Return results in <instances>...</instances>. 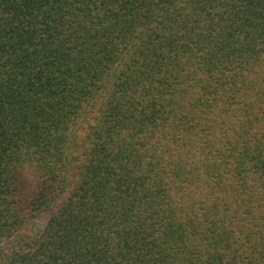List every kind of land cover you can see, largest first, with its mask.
Wrapping results in <instances>:
<instances>
[{"label":"trees","instance_id":"obj_1","mask_svg":"<svg viewBox=\"0 0 264 264\" xmlns=\"http://www.w3.org/2000/svg\"><path fill=\"white\" fill-rule=\"evenodd\" d=\"M0 264H264V0H0Z\"/></svg>","mask_w":264,"mask_h":264},{"label":"rangeland","instance_id":"obj_2","mask_svg":"<svg viewBox=\"0 0 264 264\" xmlns=\"http://www.w3.org/2000/svg\"><path fill=\"white\" fill-rule=\"evenodd\" d=\"M44 227V223L42 222V220H36L35 222H33L30 226L31 228V232L33 234L38 233L40 230H42Z\"/></svg>","mask_w":264,"mask_h":264}]
</instances>
